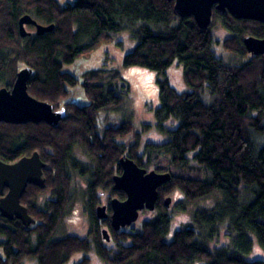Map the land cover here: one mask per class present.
I'll return each mask as SVG.
<instances>
[{"label": "trees", "instance_id": "1", "mask_svg": "<svg viewBox=\"0 0 264 264\" xmlns=\"http://www.w3.org/2000/svg\"><path fill=\"white\" fill-rule=\"evenodd\" d=\"M174 8L175 2L168 0H76L68 4L0 0V88L12 89L19 71L31 68L36 74L29 82L30 95L54 105L55 110L67 111L57 127L46 122L0 123L1 160L15 163L38 152L47 164L46 187L29 185L22 198L37 223L25 227L0 213V236L5 238L0 242V264H24L27 259L68 264L75 255L92 251L91 237L108 264H264L262 259H245L253 250L251 235L264 246V55L251 54L244 42L248 36L264 38V23L237 19L215 7L211 25L202 29L193 16L179 17ZM25 15L44 25L54 24L55 30L24 38L20 20ZM218 21L232 33L224 48L241 58V63H225L216 55L214 46L219 41L213 28ZM124 31L137 42L125 55L124 66L160 75L157 127L170 139L148 143L144 149L132 121L103 129L99 125L103 112L117 111L126 101L130 90L121 72H86L82 86L90 103L64 102L70 88L81 82L65 72V66L93 54ZM176 63L192 91L181 93L170 83L167 72ZM205 97H212L213 102L208 104ZM173 120L178 126L170 128ZM150 129L151 125H145L146 131ZM130 136L134 142L121 141ZM76 149L86 162L74 156ZM126 155L140 167L171 173L172 180L159 189L156 218L144 221L139 229L116 231L111 221L99 220L97 208L103 193L126 199L124 192L114 190V177L122 173L120 161ZM71 169L86 178L90 234L88 238L55 239L74 198ZM204 171L210 178L188 176ZM177 190L192 205L219 192L222 200L215 208L196 211L192 223L168 241L171 218L165 201ZM42 197L46 199L41 205ZM104 225L110 227L116 250L109 249L103 239ZM225 228L231 245L217 246ZM89 263L85 256L77 264Z\"/></svg>", "mask_w": 264, "mask_h": 264}, {"label": "water", "instance_id": "2", "mask_svg": "<svg viewBox=\"0 0 264 264\" xmlns=\"http://www.w3.org/2000/svg\"><path fill=\"white\" fill-rule=\"evenodd\" d=\"M175 2V14L179 17L193 16L202 29L212 23L214 8L223 13L229 12L237 19L254 20L264 23V0H168ZM34 26L36 34L41 36L55 30V25L39 23L31 15L20 20V35L24 38L32 36L27 26ZM248 51L254 55H264V38L248 36L244 40ZM31 68L19 71L12 89L0 88V123L7 124H40L46 122L57 127L65 118V108L55 110L54 105L40 101L29 93V82L35 76ZM122 173L114 177V190L126 194V199L113 198L112 215L107 206L97 208L100 220L111 219L116 231L132 227L139 220L140 213L145 210L155 211L160 199L159 189L172 180L171 173L149 171L140 167L129 156L121 159ZM47 164L36 152L30 157H23L15 163L0 159V213L9 220L18 219L25 227L35 225L37 221L30 215L29 209L22 204V198L29 185L44 189L46 179L44 172ZM8 190V193H6ZM172 198L168 197L165 205L170 207ZM107 242L111 241L108 229L102 231Z\"/></svg>", "mask_w": 264, "mask_h": 264}, {"label": "rangeland", "instance_id": "3", "mask_svg": "<svg viewBox=\"0 0 264 264\" xmlns=\"http://www.w3.org/2000/svg\"><path fill=\"white\" fill-rule=\"evenodd\" d=\"M58 1L61 4H68L74 3L76 0ZM27 30L34 34L36 33V29L33 27H27ZM213 32L216 40L219 41V43L216 42L214 46L216 55L225 63H241L243 61L241 58L231 52H228L223 46L224 41L227 38L232 37V33L226 30L219 21L215 23ZM136 45L137 42L132 39L130 32L124 31L116 34L110 40L106 41V44L93 54L86 56L84 59L78 60L75 64L66 65L64 71L73 74L79 78L81 82L70 88V95L64 102H73L80 106H85L90 103V100L82 86L83 75L86 72L96 69H113L121 72L122 78L126 81L130 90L127 93L126 101L117 111L103 112L100 117L99 125L101 129H103L106 126L119 124L125 120L132 121L136 131L141 133V145L142 149H144L148 143H165L170 139V136L168 134L161 133L157 127L156 110L161 104L158 85L160 75L154 71L141 67L124 66L125 55L132 52ZM162 77L164 76H161V78ZM167 77L177 91L181 93L192 91L185 81L183 68L178 63L169 69ZM121 85L122 83L118 84L119 92L123 91L121 90ZM204 100L208 104L213 102L212 97H205ZM145 125H151V129L146 131ZM168 126L170 128H174L178 126V122L173 120L169 122ZM121 141L134 142V139L133 136H130L129 138ZM73 154L77 159H79V161L83 163L87 161L86 157L79 149H76ZM163 163L166 164V162ZM146 169L149 171L155 170L154 168ZM71 172L73 174L74 198L69 204L67 216L64 222L55 234V239H61L68 235L88 238L90 234L92 217L87 205L88 198L86 193V178L80 174L81 172L79 170L71 169ZM207 173L208 172L204 171L202 174H188V176L200 179L210 178V174ZM217 195L219 196L207 198L192 205L185 201L181 191H175L171 196L172 203L166 212L171 218V227L167 235V240L171 241L174 238L176 231L191 224L193 215L196 211L215 208L216 204L222 200V193L219 192ZM42 198V200L45 201L46 197ZM111 198L113 197H111L108 193L101 194L100 205L106 204L108 199ZM159 214V210L142 211L140 213L139 220L134 223L133 226L139 229L144 221L154 219ZM225 229H223L221 233V238L218 241L217 246L221 247L229 244L231 245V239L226 236L227 229L226 231ZM251 239L253 241V250L245 257V259L248 261L258 259L264 260V246L259 244L255 235H251ZM4 240L5 238L0 236V242ZM91 240H93L94 243L92 251L88 254L75 255L68 264H77L81 262L85 256L90 258L89 264H108L97 253L94 238L91 237ZM106 244L109 249L116 250L118 248L114 241L107 242ZM212 246L214 245L212 244ZM24 264L38 263L34 259H27Z\"/></svg>", "mask_w": 264, "mask_h": 264}, {"label": "flooded vegetation", "instance_id": "4", "mask_svg": "<svg viewBox=\"0 0 264 264\" xmlns=\"http://www.w3.org/2000/svg\"><path fill=\"white\" fill-rule=\"evenodd\" d=\"M27 27H33V28H35L34 26H27ZM36 29V28H35ZM62 108V107H61ZM60 108V109H61ZM6 193H8V190H6ZM116 198H118V197H116ZM43 198H40V200H39V202H42L43 200H42ZM112 199L113 198H111V199H108V201H107V203L106 204H104V205H100V206H107V208H108V212H109V214L110 215H112V206H111V201H112ZM41 204H43V202L41 203ZM157 210V209H156ZM100 220V219H99ZM100 221H111V219H109V220H100ZM111 224H112V222H111ZM101 231H103L104 229H108L109 230V232H110V234H111V231H110V227L108 226V225H104V226H102L101 227ZM102 236H103V234H102ZM103 239H104V237H103ZM104 241L107 243V241L104 239ZM112 241V240H111ZM110 241V242H111ZM98 253V252H97ZM101 257V256H100Z\"/></svg>", "mask_w": 264, "mask_h": 264}]
</instances>
